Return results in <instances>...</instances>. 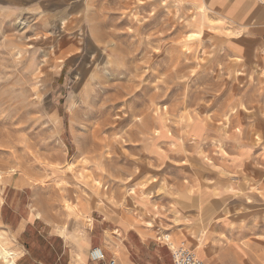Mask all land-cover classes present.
<instances>
[{
  "label": "rangeland",
  "instance_id": "obj_1",
  "mask_svg": "<svg viewBox=\"0 0 264 264\" xmlns=\"http://www.w3.org/2000/svg\"><path fill=\"white\" fill-rule=\"evenodd\" d=\"M225 3L0 0V205L264 264V0Z\"/></svg>",
  "mask_w": 264,
  "mask_h": 264
},
{
  "label": "crops",
  "instance_id": "obj_2",
  "mask_svg": "<svg viewBox=\"0 0 264 264\" xmlns=\"http://www.w3.org/2000/svg\"><path fill=\"white\" fill-rule=\"evenodd\" d=\"M231 2L226 0L221 13L225 14ZM91 220L84 230L64 237L33 210L23 215L19 205H0V222L13 237L15 264H109L110 260L113 264H174L171 248L177 243L170 239V233L183 237L174 228L169 226L161 236H155L148 227L132 224L122 215L115 220L108 217ZM93 247L102 249L103 261L89 258ZM191 249L194 251L195 246ZM204 250L201 259L205 264H223L215 257L214 246L204 244Z\"/></svg>",
  "mask_w": 264,
  "mask_h": 264
},
{
  "label": "built area",
  "instance_id": "obj_3",
  "mask_svg": "<svg viewBox=\"0 0 264 264\" xmlns=\"http://www.w3.org/2000/svg\"><path fill=\"white\" fill-rule=\"evenodd\" d=\"M171 253L174 264H205L203 260L197 257L191 248L184 244V242L173 244ZM89 258L92 261L101 262L104 260V253L101 248L93 247L89 251ZM108 263L113 264V261L110 260Z\"/></svg>",
  "mask_w": 264,
  "mask_h": 264
},
{
  "label": "bare ground",
  "instance_id": "obj_4",
  "mask_svg": "<svg viewBox=\"0 0 264 264\" xmlns=\"http://www.w3.org/2000/svg\"><path fill=\"white\" fill-rule=\"evenodd\" d=\"M246 49L250 52L249 46H247ZM260 51L261 52L264 51V47H261ZM249 55H250V53L249 54L243 53L242 57L246 58ZM242 57H237V60H241ZM86 70H87V68H86ZM89 70L91 72V71H93V68H90ZM148 225H151V223L147 222V226ZM189 238L190 239H194V240L196 239L198 241V243L201 242V239L199 238L198 234H196L195 232H191L190 235H189ZM2 239H3V235L0 233V263L15 264L16 253L12 249H10L8 243L6 241L2 240ZM195 254L197 255V257H199L201 259V257L198 256V254L196 252H195Z\"/></svg>",
  "mask_w": 264,
  "mask_h": 264
}]
</instances>
